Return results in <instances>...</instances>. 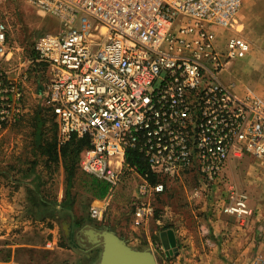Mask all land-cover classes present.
Returning <instances> with one entry per match:
<instances>
[{"label": "built area", "instance_id": "2783aa9c", "mask_svg": "<svg viewBox=\"0 0 264 264\" xmlns=\"http://www.w3.org/2000/svg\"><path fill=\"white\" fill-rule=\"evenodd\" d=\"M26 1L63 22L61 32L34 44L51 74L46 97L59 143L88 137L82 169L108 183L111 195L125 169L139 175L137 226L155 215L153 197L166 192L165 179L195 174L210 183L235 157L264 158V97L238 95L221 79L252 50L237 27L243 0ZM13 56L10 27L0 20V126L22 117L25 68L35 62L8 66ZM131 152L148 174L131 168ZM111 195L92 207L94 219L103 218ZM224 210L253 213L235 190Z\"/></svg>", "mask_w": 264, "mask_h": 264}, {"label": "rangeland", "instance_id": "374dc122", "mask_svg": "<svg viewBox=\"0 0 264 264\" xmlns=\"http://www.w3.org/2000/svg\"><path fill=\"white\" fill-rule=\"evenodd\" d=\"M24 2L0 0V20L10 27L14 51L8 66L36 59L37 38L63 29L59 18L39 14L28 2L32 9L23 11ZM26 13L31 14V21ZM238 25L252 50L246 58L231 61L221 79L230 86L236 84L232 90L238 95L250 91L263 96L264 0H243ZM231 33L226 31L221 40L225 42ZM35 65L25 68L28 79L22 117L12 125L0 126V262L13 264L12 255L3 256L12 246H18L17 261L22 264H87L91 254L98 261L102 250L82 242V231L89 227L109 229L123 210L111 206L101 220L91 216L92 207L104 198L93 185L96 177L82 169L86 149L78 156L70 179L62 155L67 144L59 143L46 97L51 74L48 67L44 71L41 64ZM129 171L116 187L113 202L123 203L130 192L135 193L139 181ZM164 182L166 192L153 197L155 215L148 221L153 230L156 225L159 229L174 228L180 243L176 250L160 246L151 249L159 264H177V259L179 264H253L259 259L264 264V158L250 154L235 157L210 183L186 175ZM233 190L247 196L252 215L239 218L225 212ZM130 202L128 199V214ZM31 243L39 246L32 252ZM181 249L186 250L184 258H178Z\"/></svg>", "mask_w": 264, "mask_h": 264}, {"label": "crops", "instance_id": "0c3cea01", "mask_svg": "<svg viewBox=\"0 0 264 264\" xmlns=\"http://www.w3.org/2000/svg\"><path fill=\"white\" fill-rule=\"evenodd\" d=\"M23 9H24L23 11H25V10L30 11V9H32V8L29 6V4L27 2H24ZM26 15H27V18L30 19L29 21H31V18H32L31 14L30 13H26ZM238 15H239V13H238ZM238 15H237V20H238ZM238 26L239 25L237 24V27ZM37 63L41 64L44 67V71H45V69L47 67L46 64L38 62L37 58H36L35 62H34V64H36L35 66H37ZM46 84L48 86L49 82L46 83ZM248 92H250V91H247V93ZM252 93H256V92H252ZM43 94H45V93H43ZM256 94H258V93H256ZM259 96H262V95H259ZM262 97H264V95ZM49 107H50V105H49ZM51 110H52V108H51ZM52 113H53V110H52ZM53 116H54V119H55V123H57V119H56L54 113H53ZM57 136H58V123H57ZM126 170L127 169L124 170L123 176L125 175V171ZM123 176H122V178H123ZM131 176H132V178H134V180L137 179L138 181H140V177H139L138 174L132 173ZM186 176L198 177L195 174H187ZM138 185H139V183H138ZM138 185H137V188L135 190V193H131L130 192V194H128L127 199H124L123 203L120 200L113 202L114 193H112V195H111L110 194V190H109V193L104 197V199L102 200V202L100 204L104 203V201L107 198H109V196L111 195V197L109 199V207H108V209L111 206H113V208L116 209V210L119 209V208L123 210L122 212L119 213L120 216L116 217L115 221H112L113 223H110L108 228L110 230L116 232L120 237L125 239L128 242L129 245H131V246H133V247H135L137 249H141V250L154 249V247L160 246L161 248L162 247L166 248V249L171 248L173 250V248H174L172 246L173 241L174 242L176 241V244L178 242L180 243V237L178 235L179 232H177L174 228H160L159 229L158 225H156V228L153 230L150 227V222L149 221H147L142 226H137L135 224V220H136V217H137L136 216V209H135V201L138 198V195H137L138 194ZM128 199H131V202H132V206L130 205L131 207H130L129 214H128V204H129L128 203ZM123 204H124V206H123ZM121 205L123 206L122 208L120 207ZM128 217H129V221H128ZM128 224L130 225V228H131L130 230H128ZM140 229H144V231L142 233H140ZM189 241L190 240H188V242ZM38 247L39 246H37L35 243H31L29 245V248H30L31 252L35 251L36 248H38ZM17 248H18V246L17 247H15V246L13 247L12 246V247L7 248L8 252H3V256H6V258H7L10 255H12L13 264H22L21 261H17L18 253H16V251H15V250H17ZM9 249H11V250L9 251ZM174 249L176 250L177 248H174ZM185 252H186V250L181 249L178 258H182V257L184 258L186 256ZM189 252H192V250H189ZM93 256H94L93 254L87 256V258H88L87 264H96L98 262V261H96L97 259H95V257L93 259ZM14 259H15V261H14ZM176 261H177V264L180 263V261L178 259ZM10 264H12V263L10 262ZM189 264H193V263L191 261H189Z\"/></svg>", "mask_w": 264, "mask_h": 264}, {"label": "water", "instance_id": "95a60500", "mask_svg": "<svg viewBox=\"0 0 264 264\" xmlns=\"http://www.w3.org/2000/svg\"><path fill=\"white\" fill-rule=\"evenodd\" d=\"M80 239L102 250L96 264H159L151 249H137L110 229L89 227L82 231ZM172 246L176 248V241H173Z\"/></svg>", "mask_w": 264, "mask_h": 264}, {"label": "trees", "instance_id": "16d2710c", "mask_svg": "<svg viewBox=\"0 0 264 264\" xmlns=\"http://www.w3.org/2000/svg\"><path fill=\"white\" fill-rule=\"evenodd\" d=\"M35 44V43H34ZM57 128V123H55ZM89 147V138H78L74 137L72 141H70L63 149H62V155L64 157V161L66 163V169L69 172V178L72 179L74 176V170L76 168L77 164V158L80 155V153ZM128 163L130 164L131 168H134L137 170V172L146 175L149 173V167L147 164L135 153L131 152L128 157ZM149 179L151 182L155 183L159 180H162L161 178L155 176L154 174H149ZM100 179L96 178L93 180L94 187L99 188V194L98 196L100 198H104L110 190V186L105 181H99ZM45 208H47V203L42 201Z\"/></svg>", "mask_w": 264, "mask_h": 264}]
</instances>
